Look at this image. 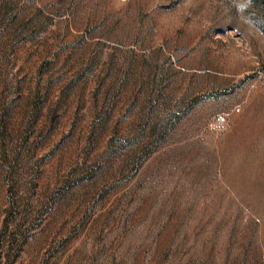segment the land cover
Wrapping results in <instances>:
<instances>
[{
  "label": "rangeland",
  "instance_id": "obj_1",
  "mask_svg": "<svg viewBox=\"0 0 264 264\" xmlns=\"http://www.w3.org/2000/svg\"><path fill=\"white\" fill-rule=\"evenodd\" d=\"M0 264H264V0H0Z\"/></svg>",
  "mask_w": 264,
  "mask_h": 264
}]
</instances>
